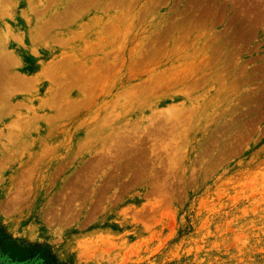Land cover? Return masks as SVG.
<instances>
[{
  "label": "rangeland",
  "instance_id": "obj_1",
  "mask_svg": "<svg viewBox=\"0 0 264 264\" xmlns=\"http://www.w3.org/2000/svg\"><path fill=\"white\" fill-rule=\"evenodd\" d=\"M2 57L0 264H264V0H0Z\"/></svg>",
  "mask_w": 264,
  "mask_h": 264
},
{
  "label": "bare ground",
  "instance_id": "obj_2",
  "mask_svg": "<svg viewBox=\"0 0 264 264\" xmlns=\"http://www.w3.org/2000/svg\"><path fill=\"white\" fill-rule=\"evenodd\" d=\"M6 25V24H5ZM9 58V57H8ZM0 61L2 62V61H5V58L4 57H2V58H0ZM57 61V60H56ZM6 62H8V61H6ZM10 62V61H9ZM8 67V66H7ZM13 76V75H12ZM17 77V76H16ZM11 78V77H10ZM14 79V78H13ZM24 80V79H23ZM27 80V79H26ZM12 82H13V80H12ZM21 82V81H20ZM26 82V81H25ZM26 85V84H25Z\"/></svg>",
  "mask_w": 264,
  "mask_h": 264
}]
</instances>
